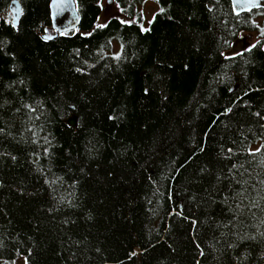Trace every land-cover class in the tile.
I'll return each mask as SVG.
<instances>
[{"label": "trees", "instance_id": "trees-1", "mask_svg": "<svg viewBox=\"0 0 264 264\" xmlns=\"http://www.w3.org/2000/svg\"><path fill=\"white\" fill-rule=\"evenodd\" d=\"M10 1L0 264H264V6L152 0L141 27L142 0L100 25L73 0L77 27L48 35L49 0H16L15 26Z\"/></svg>", "mask_w": 264, "mask_h": 264}, {"label": "water", "instance_id": "water-1", "mask_svg": "<svg viewBox=\"0 0 264 264\" xmlns=\"http://www.w3.org/2000/svg\"><path fill=\"white\" fill-rule=\"evenodd\" d=\"M229 1L233 11L236 13L247 12L251 9H257L264 6V0ZM8 11L11 17V24L15 26L20 14V7L16 0H11L9 2ZM49 17L50 28L54 30L55 34L73 30L77 27L79 22L73 0H49ZM249 46L248 43L243 42L242 36H237V38L231 43L229 49L225 52V56L235 55L240 51L247 49ZM67 123L71 126L74 125V118H68Z\"/></svg>", "mask_w": 264, "mask_h": 264}, {"label": "rangeland", "instance_id": "rangeland-1", "mask_svg": "<svg viewBox=\"0 0 264 264\" xmlns=\"http://www.w3.org/2000/svg\"><path fill=\"white\" fill-rule=\"evenodd\" d=\"M100 5L101 11L99 17L96 20L95 25H100L104 23V21L111 16H116L123 21L132 20L131 18H128L122 13H120L118 6L115 4V2H113V0H100ZM135 6L136 10H138L142 16V22H139L141 27H145L153 13L159 9L158 4L153 2L152 0H142ZM46 32L48 35L54 34V30H52L51 28H49ZM238 36H242L243 42L248 43L249 45L254 43L256 40L255 35L250 32H240ZM114 42L116 41L113 40V44ZM13 264H23V258L20 257L16 259Z\"/></svg>", "mask_w": 264, "mask_h": 264}, {"label": "snow or ice", "instance_id": "snow-or-ice-1", "mask_svg": "<svg viewBox=\"0 0 264 264\" xmlns=\"http://www.w3.org/2000/svg\"><path fill=\"white\" fill-rule=\"evenodd\" d=\"M254 47V46H253Z\"/></svg>", "mask_w": 264, "mask_h": 264}]
</instances>
